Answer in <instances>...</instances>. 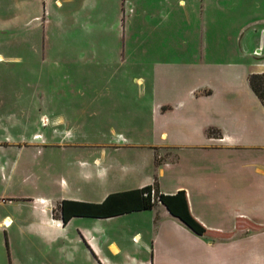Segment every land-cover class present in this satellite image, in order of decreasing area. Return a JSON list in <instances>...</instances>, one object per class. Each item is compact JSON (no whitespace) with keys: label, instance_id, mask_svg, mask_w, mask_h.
<instances>
[{"label":"crops","instance_id":"crops-1","mask_svg":"<svg viewBox=\"0 0 264 264\" xmlns=\"http://www.w3.org/2000/svg\"><path fill=\"white\" fill-rule=\"evenodd\" d=\"M76 1L13 0L16 7L14 19L19 21V5H22L21 11L32 8L35 13L31 20L40 21L44 27L65 25L69 28L78 22L72 5ZM102 2L105 0L94 3L84 0L83 5L99 11ZM178 5L185 7V0H179ZM194 12L191 14L187 10V17L191 19L195 14V21L203 29L199 50L186 59L181 52L182 62H161L155 58L158 62H150L148 69L144 70L148 79L134 74L136 63L132 61L137 59L135 38H124L123 44L121 38L117 39L118 52L97 56V60L102 61L118 59L122 61L120 64H124L126 57L131 60L128 67L110 73L98 69L97 87L99 91L105 90L104 85L108 82L111 86L108 84L107 88L117 89L121 76L127 81L124 90L130 89L129 82L134 84L137 81L142 94L150 93L155 135L138 141L119 137L116 142L112 138L86 144L97 152L85 171L86 178L96 182L97 188L112 182L123 184L125 188L101 191L99 200L73 201L100 203L110 193L152 185L157 177L162 193L186 192L191 214L206 228L204 235L255 234L259 237L264 235V106L249 84V75L264 73V22L259 17L242 21L246 8L215 3L199 6ZM161 14L159 17L164 20L169 18L167 14ZM134 16L135 11L129 18ZM180 17L182 19V14ZM115 19L119 21L117 14ZM205 29L211 32L207 39ZM47 40L51 42L50 38ZM53 41L58 42L56 39ZM226 43L229 47L224 49ZM52 48L49 58L65 61L67 57L59 58L56 46ZM1 59L5 60V56L0 53ZM3 98L4 94H1L0 100ZM211 130L213 133L209 134ZM29 146L32 145L17 147L12 135L0 138V152L3 154L36 150ZM18 169L19 159L11 157L5 163L0 160L3 180L0 182V233L4 232L11 249L14 237L30 233L49 245L59 240L67 243L73 240L74 246L64 244L60 250L66 254L69 264L198 263L200 247L191 244L190 239L193 234H203L194 232L163 204L158 202L152 209L107 218L74 216L63 223L58 205L62 200L78 198L62 195L54 201L41 193L20 194L15 186ZM109 173L115 176L109 177ZM34 182L38 186L35 190L43 187ZM23 206L33 209L32 216L19 213ZM129 216L132 220H142L146 225L143 232L136 231L131 238L139 254L124 243L128 237L125 229L117 227L113 233L117 238H114L102 223L103 219L119 221ZM209 247H214V243L211 242ZM76 249L80 253V261L74 257ZM232 249L236 252L237 264H252L249 262L251 256L264 263V245L240 248L233 245Z\"/></svg>","mask_w":264,"mask_h":264},{"label":"rangeland","instance_id":"rangeland-1","mask_svg":"<svg viewBox=\"0 0 264 264\" xmlns=\"http://www.w3.org/2000/svg\"><path fill=\"white\" fill-rule=\"evenodd\" d=\"M178 1L105 0L98 11L89 5L84 8V0H77L72 4L75 6L73 14L77 13L78 18L76 25L47 28L40 25V21L31 20L35 13L32 8L21 11L22 5H19V21H15L13 0H0V53L5 56V60H0V95L4 94L3 100H0V138L12 135L17 147L28 144L32 145L29 148L36 149L24 150L21 154L18 150L9 154L0 152V160L4 163L11 157L19 159L15 186L20 194L41 193L54 201L62 195H69L78 198L70 200L92 201L101 198V191L125 188L118 182L97 188L96 182L89 181L85 176L86 169L97 154L96 149L86 144L112 138L116 142L119 137H131L138 141L155 135L150 114V93L142 94L137 81L134 84L129 82L130 89L124 90L127 81L121 76L117 89L107 88L106 85L111 86L108 82L104 85L105 90L99 91L97 87L98 69L110 73L128 67V61H131L128 57L124 64H120L122 61L118 59L97 60L98 55L118 52L117 39L121 38L123 44L124 38H135L137 59L132 61L136 63L134 74L148 79L144 70L148 69L150 62H158L155 58L161 62H182L181 52L186 59L202 45L203 29L195 21V14L188 19L187 10L192 14L199 6L212 3L235 6L246 8L242 21L259 17L264 22V0H185V7H180ZM132 11H135L133 19L129 18ZM116 14L120 22L116 21ZM160 14H167L169 18L164 20L159 17ZM205 31L207 39L211 32L210 29ZM54 37L58 42L53 41ZM54 46L59 58L67 57L65 61L49 58L48 53L53 51ZM226 46L229 47L226 43L223 48L226 49ZM113 176L109 173V177ZM34 181L43 187L35 190L38 186ZM0 182H3L1 175ZM19 211L26 217L33 213L30 206H23ZM102 223L114 238H117L113 235L117 227L125 229L128 237H125L124 243L139 254L131 238L136 231L143 232L146 225L142 220H132L129 216L119 221L103 219ZM193 235L191 244L200 247L197 264H237L233 245L238 248L264 245V235ZM211 242L214 243L212 248L209 247ZM64 244L74 246L76 243L59 240L49 245L37 236L25 233L14 237L11 249L4 232H1L0 264H69L66 254L60 251ZM73 254L80 261L77 249ZM251 257L249 262L252 264H264L258 257Z\"/></svg>","mask_w":264,"mask_h":264},{"label":"trees","instance_id":"trees-1","mask_svg":"<svg viewBox=\"0 0 264 264\" xmlns=\"http://www.w3.org/2000/svg\"><path fill=\"white\" fill-rule=\"evenodd\" d=\"M249 84L264 106V73L250 74ZM212 133L211 130L209 134ZM158 202L197 234L206 232L205 226L191 214L186 192L179 190L173 194L162 193L157 177L152 185L110 193L100 203L62 200L58 205V211L63 223H67L74 216L107 218L134 211L148 210L152 209Z\"/></svg>","mask_w":264,"mask_h":264},{"label":"bare ground","instance_id":"bare-ground-1","mask_svg":"<svg viewBox=\"0 0 264 264\" xmlns=\"http://www.w3.org/2000/svg\"><path fill=\"white\" fill-rule=\"evenodd\" d=\"M45 119V118H44Z\"/></svg>","mask_w":264,"mask_h":264}]
</instances>
